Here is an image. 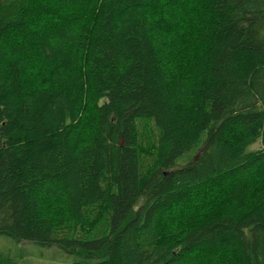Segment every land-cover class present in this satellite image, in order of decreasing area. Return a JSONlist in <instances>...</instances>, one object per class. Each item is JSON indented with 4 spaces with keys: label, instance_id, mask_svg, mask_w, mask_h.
Returning a JSON list of instances; mask_svg holds the SVG:
<instances>
[{
    "label": "trees",
    "instance_id": "1",
    "mask_svg": "<svg viewBox=\"0 0 264 264\" xmlns=\"http://www.w3.org/2000/svg\"><path fill=\"white\" fill-rule=\"evenodd\" d=\"M0 236L264 264V0H0Z\"/></svg>",
    "mask_w": 264,
    "mask_h": 264
},
{
    "label": "rangeland",
    "instance_id": "2",
    "mask_svg": "<svg viewBox=\"0 0 264 264\" xmlns=\"http://www.w3.org/2000/svg\"><path fill=\"white\" fill-rule=\"evenodd\" d=\"M259 146H260V143L256 144V147H259ZM9 240H10V238H8L6 236H0V249H2L3 251L6 250L11 245L10 242H9ZM20 245L21 246H29L28 243H26V244L25 243H21ZM31 247L32 248H35V249L33 251H29L30 249L28 248V250H27L28 251V255L31 256L32 258H33V256H35L34 259H37L36 256H38V258H39L38 261L39 262H41L40 261V258H43V254L45 253V251L47 252L46 255H48V256H56L57 257L56 262L60 263L62 261L58 257L59 254H60V252H58V253L55 252V251H59L56 248H47L46 250H44V248H40L39 246H36V245L31 246ZM37 249H40V250L38 251ZM47 259H49V258H45V260H47Z\"/></svg>",
    "mask_w": 264,
    "mask_h": 264
}]
</instances>
